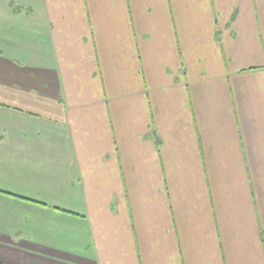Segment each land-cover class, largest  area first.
<instances>
[{
    "label": "crops",
    "instance_id": "0c3cea01",
    "mask_svg": "<svg viewBox=\"0 0 264 264\" xmlns=\"http://www.w3.org/2000/svg\"><path fill=\"white\" fill-rule=\"evenodd\" d=\"M0 264H264V0H0Z\"/></svg>",
    "mask_w": 264,
    "mask_h": 264
}]
</instances>
